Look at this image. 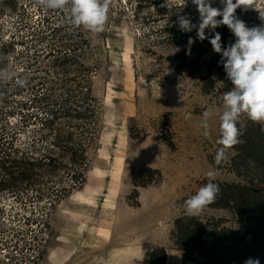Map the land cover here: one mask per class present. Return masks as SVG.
<instances>
[{
    "label": "rangeland",
    "instance_id": "rangeland-1",
    "mask_svg": "<svg viewBox=\"0 0 264 264\" xmlns=\"http://www.w3.org/2000/svg\"><path fill=\"white\" fill-rule=\"evenodd\" d=\"M212 6L223 7L220 0H212ZM235 15L247 25L264 26L256 9L242 6ZM180 16L200 21L192 0H185L183 7L180 0H112L104 30L110 67L96 79L103 131L90 153L86 184L58 205L50 228L40 223L45 208L36 209L40 221L30 225L25 238V252L35 264H151L156 247L177 249L172 237L175 220L185 212L184 201L205 185L209 170L218 169L216 180L244 182L230 167L233 148L226 149L224 162H215L222 147L218 141L224 93H205L199 77L178 72L163 42L165 28L189 33L179 29ZM39 23L43 30L52 29L28 40L26 35ZM71 24L67 10L44 9L34 0H0V69L33 75L35 54L71 32ZM91 38L101 40L99 33ZM17 76L0 83V127L20 125L26 103L31 104V93ZM208 109L213 115L205 136L199 124ZM247 119L242 115L239 120ZM134 171H141V183L155 180L136 188ZM13 199L0 195L7 207L15 204ZM17 210L32 214L22 206ZM9 214L0 213V264H9L4 234L12 227L27 228L25 221L13 224ZM201 214L242 227L239 217L226 209L206 208ZM178 261L172 252L171 263Z\"/></svg>",
    "mask_w": 264,
    "mask_h": 264
},
{
    "label": "trees",
    "instance_id": "trees-1",
    "mask_svg": "<svg viewBox=\"0 0 264 264\" xmlns=\"http://www.w3.org/2000/svg\"><path fill=\"white\" fill-rule=\"evenodd\" d=\"M70 27L71 32L35 54L33 75L17 76L27 79L31 104L26 103L27 112L20 125L0 127V195L15 198L10 207L0 201V213L9 211L13 224L20 226L25 221L27 225L24 231L12 227L9 234H4L3 238H8L2 246L8 250L9 264L36 263L25 252L30 225L40 221L34 216L36 209L45 208L40 223L50 228L58 205L86 184L90 153L103 131L104 109L96 94V79L110 67L106 31L99 33L101 40L95 43L91 32L72 24ZM32 28L26 35L28 40L52 29L43 30L40 23ZM174 29H164L163 42L176 70L190 78L199 77L205 93L230 91L233 85L220 63L221 54L215 53L209 42L218 32L226 48L236 40L230 29L225 25L214 32L205 29L208 39L203 41L197 38L196 29L184 35ZM190 37L194 41L191 45ZM237 126L243 131V143L233 147L230 167L244 182L215 179L220 193L206 208L229 210L239 217L242 227L229 226V219L224 217H189L184 212L175 220L172 233L176 248L183 253L182 264H245L248 258L264 264V124L247 119L239 120ZM168 142L174 147L172 141ZM140 173L133 172L136 188L155 180L141 183ZM207 182L204 180V184ZM20 206L31 210V216L17 210ZM150 262L169 264L167 248L156 247Z\"/></svg>",
    "mask_w": 264,
    "mask_h": 264
},
{
    "label": "clouds",
    "instance_id": "clouds-1",
    "mask_svg": "<svg viewBox=\"0 0 264 264\" xmlns=\"http://www.w3.org/2000/svg\"><path fill=\"white\" fill-rule=\"evenodd\" d=\"M41 8L50 10H67L74 27L82 28L91 33H102L105 30L108 13L112 0H34ZM167 2V0H166ZM199 13V24H194L190 17H178L179 29L182 32L197 31V38L203 41L208 39L205 29L214 30L221 25L227 26L236 37L234 43L226 48L222 47L221 35L215 32L209 40L215 53L221 54L220 63L231 81L233 87L223 96L224 111L219 117L220 139L222 145L218 149L215 162L217 165L227 158L226 149L243 143V131L237 126L242 115L249 120L264 124V26L249 28L240 20L235 11L237 8H253L260 12L264 20V0H220L222 8L213 7L212 0H192ZM185 0H180V7ZM221 17V19H218ZM194 41L190 37L188 44ZM7 59V57H5ZM17 76L15 70L8 67L0 69V83H8ZM20 85H25L27 79H20ZM211 109L202 113L199 126L203 134H209V119ZM218 169L207 172L208 182L199 188L195 195L184 201L185 213L189 217L199 216L203 210L213 204L220 193V187L213 182ZM245 264H260L258 259L248 258Z\"/></svg>",
    "mask_w": 264,
    "mask_h": 264
},
{
    "label": "crops",
    "instance_id": "crops-1",
    "mask_svg": "<svg viewBox=\"0 0 264 264\" xmlns=\"http://www.w3.org/2000/svg\"><path fill=\"white\" fill-rule=\"evenodd\" d=\"M172 252H175L178 254V263L176 264H182V251L178 250V249H167V254H168V262L169 264H172L171 263V256H172ZM116 256V255H115Z\"/></svg>",
    "mask_w": 264,
    "mask_h": 264
}]
</instances>
